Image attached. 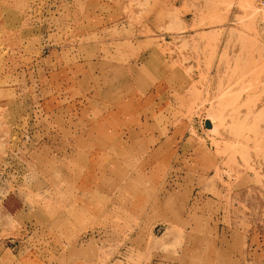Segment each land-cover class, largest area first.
<instances>
[{
    "label": "rangeland",
    "instance_id": "rangeland-1",
    "mask_svg": "<svg viewBox=\"0 0 264 264\" xmlns=\"http://www.w3.org/2000/svg\"><path fill=\"white\" fill-rule=\"evenodd\" d=\"M0 264H264L261 0H0Z\"/></svg>",
    "mask_w": 264,
    "mask_h": 264
},
{
    "label": "built area",
    "instance_id": "built-area-1",
    "mask_svg": "<svg viewBox=\"0 0 264 264\" xmlns=\"http://www.w3.org/2000/svg\"><path fill=\"white\" fill-rule=\"evenodd\" d=\"M261 6L264 8V0H261Z\"/></svg>",
    "mask_w": 264,
    "mask_h": 264
},
{
    "label": "bare ground",
    "instance_id": "bare-ground-1",
    "mask_svg": "<svg viewBox=\"0 0 264 264\" xmlns=\"http://www.w3.org/2000/svg\"><path fill=\"white\" fill-rule=\"evenodd\" d=\"M212 130V129H211Z\"/></svg>",
    "mask_w": 264,
    "mask_h": 264
}]
</instances>
